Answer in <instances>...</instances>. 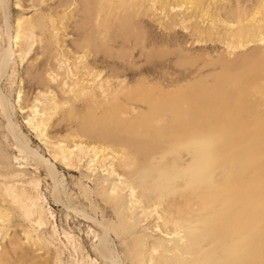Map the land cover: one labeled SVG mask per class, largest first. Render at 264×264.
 I'll return each mask as SVG.
<instances>
[{"label":"rangeland","instance_id":"374dc122","mask_svg":"<svg viewBox=\"0 0 264 264\" xmlns=\"http://www.w3.org/2000/svg\"><path fill=\"white\" fill-rule=\"evenodd\" d=\"M116 1L0 0V210L6 218L14 216L16 219L12 225L1 220L4 227L0 228V251L12 240L28 248L27 257L38 261L34 264L154 263L146 250L154 240L168 237L156 227L161 219L154 215L151 223L144 225L145 221H140L135 226L133 219L124 215L121 203L106 209L108 204L102 200L104 193L96 184L105 176L104 172L94 176L91 168L87 169L86 163L93 155L90 147L101 149L103 140L98 136L82 137L81 142L72 143L78 144L82 151L72 145L69 147L79 153L78 157L72 152L62 162L54 159L63 147L67 148V141L57 143L56 136L67 135L69 140V131L75 122L68 114L62 117L56 136L52 135L49 123L58 120L61 111L73 106L81 113L90 109L94 115L100 114L105 93L102 94L97 82L106 77L111 80L110 92L117 99L115 106L121 107L119 116L122 118L145 111L142 107L145 104L140 102L142 106L133 114L129 112L127 99L134 91L169 96L185 89L192 99H197L198 105L194 101V108L203 105L201 115L207 110L203 115L209 118H203L204 121L207 118L206 129L210 128L208 145L224 137L223 132L226 137L234 134L243 141L235 152L210 158L203 167L204 174L187 188L180 189L178 180H174L169 193H235L247 188L254 199L257 240H262L264 131L255 133V127H248L247 131L242 127L253 126V121H264V0H195L194 3L193 0H138L135 6L131 3L117 6ZM105 9L113 16L104 13ZM203 12L206 16H202ZM108 17L116 22L111 20L113 24ZM37 20L45 24L44 28ZM35 21L39 26L36 33L23 30L29 22ZM246 26L245 40L236 42L232 33ZM259 32L262 40H259ZM17 33H21L24 40L16 38ZM248 36L252 40L247 39ZM20 41L25 43V54L18 50ZM237 43L240 46L234 47ZM242 57H245L244 62H248V58L249 63H244ZM76 63L88 64L100 75L94 80L92 75L80 76L74 70ZM31 81L34 82L30 84ZM61 81L72 86L68 88L70 92L61 94L62 98L45 87ZM241 85H245V91ZM77 91L94 95L96 108L80 104ZM232 91L235 94L231 95ZM58 99L63 103L60 108L44 109L56 105ZM30 104L34 107L30 108ZM48 115L49 122L44 124ZM240 121L243 124H239ZM237 122L243 126L239 127ZM192 133L195 134H189ZM185 136L187 133L177 134L178 139ZM115 151L105 149L99 160L104 156L107 166L116 165L121 155ZM65 162L74 166H66ZM94 177L96 182H93ZM114 180L106 183L112 192H116V188L112 189ZM11 186L15 195H22L20 189H26L28 218L24 215V204L12 202L8 196ZM131 192L134 194V190L125 193L123 202L128 200L129 204ZM138 215H142L141 212ZM36 242L42 244L36 245ZM157 253L156 250L153 255Z\"/></svg>","mask_w":264,"mask_h":264},{"label":"bare ground","instance_id":"6f19581e","mask_svg":"<svg viewBox=\"0 0 264 264\" xmlns=\"http://www.w3.org/2000/svg\"><path fill=\"white\" fill-rule=\"evenodd\" d=\"M194 1L195 0H193V3ZM130 3L135 6L138 4V0L116 1L117 6ZM197 5L199 4L197 3ZM202 10L205 11L203 8ZM205 12L208 13L209 10ZM205 12H203V14L201 13L202 16H206L204 14ZM104 13L108 16H113L111 15L110 10L105 9ZM209 15L210 14H208V16ZM109 19L110 21L113 20L116 22V20L112 19V17ZM113 21L111 22L114 24ZM40 22L41 21H39V23ZM102 24L105 25L103 22ZM113 24L110 26H113ZM39 25H43L40 26L42 28L45 26L43 23H40ZM51 25L54 28V21L51 22ZM37 27L39 26L36 21L29 22L23 30L28 29L31 32H35ZM107 27H109V25ZM104 28L106 29V27ZM243 29L244 27L242 30L241 28L240 30H235V33H232V30H229L232 33V38L235 39L236 42L241 41L242 38L245 40V33H248L246 32L247 26L244 29L245 31ZM248 29H250V27ZM248 31L250 32L251 30ZM252 33L254 32L252 31ZM261 36L263 35L260 33L259 40H262L263 37ZM15 37L23 39L21 33H17ZM249 37L250 36H248L247 39ZM232 38H230V40ZM33 40L31 43H33ZM238 43L241 45L243 42ZM238 43L237 45H234V47L240 46ZM24 44V41L19 42L18 50L22 52V54H25L26 52ZM228 45L231 46V43H228ZM41 50L44 51L43 48ZM45 54L46 52L44 55ZM247 61L248 62L244 63H249L248 58ZM32 68H35L34 65ZM74 70L75 73L80 74V76L86 74L88 77L89 75H92V80H94L96 76L100 75V72H93V68L88 64H83V66H79L77 64L74 66ZM37 77L38 76L34 78ZM32 82L34 81H31L30 84ZM97 84L101 87L102 94L105 93V97L102 99L103 107H101L102 111L100 114L94 115L92 112L93 110L90 109H88L85 113H81L77 111L75 106H73V108L71 107L70 109L61 111L62 114L59 119L49 123L50 130L53 132L52 135L56 136L55 134L60 130L59 121L62 117H65L68 114L71 116L70 118L73 119V122H75L73 129L69 131V135L71 137L69 140L67 135L62 138L56 136L57 143L60 141H67V148L63 147L61 153L56 152L57 154L56 156L54 154V159L62 162L63 159L68 158L70 153L73 152L72 149H69L71 145L76 147V150L82 151L78 144H72L75 141L81 142L82 137L91 138L93 136H98L101 140H103L102 142L104 145L101 149L96 146L90 147V151L93 150V155L88 163H86L87 169L90 170L91 168L94 176L96 173L104 172L102 175L105 176L101 178L102 180L100 182H96V177L93 178V182H96V184L100 185L102 188V192L104 193L102 195V200L105 204H108L105 206L106 209L119 206L121 203L120 206L122 207L123 213L126 212L124 215L129 219H133L135 226H137V223L140 221H145L144 225L151 223V218L154 215L156 219H161L156 227L160 232L168 235V237L154 240L147 247L146 251H149V253L147 252V255L150 259L153 258V264H264V237L260 241L257 240L256 215L253 207L254 199L253 194L249 193L247 188L245 190L241 189L239 192L235 193H209L204 191L200 193H169L171 190L170 186L174 180H178L177 183L181 186L180 189L187 188L193 180L204 174L205 169H203V167L210 158H219L223 155V153L235 152V148L241 145L243 141L239 139L237 135L234 136V134L233 136L226 137L223 132L224 137L220 136L221 138L219 140L214 141L211 146L208 145L207 135L210 133V128L207 127L206 129L205 121L209 117L203 115V113L207 110H204V112L202 111L203 113L201 115L200 112L203 105L201 106V104H199V108H197V106V109L194 108L193 102L197 99H192L190 94H188L185 89H181L179 93L173 92L169 94V96H161L155 93L143 92L142 90L139 92L136 91V93L134 91L127 99V106L130 107L129 112L133 114L137 107L142 106L140 102L145 104L142 106L145 111L142 114H133V116L129 118H122L119 116L121 107L115 106L117 99H115L113 93L110 92L112 89L111 80L106 77L99 83L97 82ZM65 85H67L66 88L64 87ZM242 85L240 87H242ZM45 87L47 89L51 88L50 92L55 91L56 94H54L60 98H62L61 94L70 92L68 88H72L70 84H66V81H61L55 85L47 84ZM233 92L234 91L230 94L232 95ZM257 92L259 91L257 90ZM75 94L80 104H84L87 108L92 106L96 108L95 105L97 104L93 103V101H95L94 95L89 96L87 95V92L81 91H77ZM240 94H242V92H240ZM59 99L55 100L57 101L56 105H48L44 109L50 110L55 109L56 107L60 108L63 103L59 102ZM73 103L75 104V102ZM1 105L4 108V101L1 102ZM33 107L34 104H30V108ZM213 111L214 110H212V112ZM219 111L216 110V112ZM218 115L219 113H217L216 116ZM203 117H207L205 121ZM221 118L219 120H221ZM49 119L50 115L47 116L44 124L48 123ZM72 119H70V121H72ZM199 119H202L200 120V123ZM255 120L257 119L255 118ZM67 121L70 122L69 120ZM217 121L218 119L215 122ZM211 122L209 121L208 123ZM218 122L221 123L220 121ZM253 122V126L247 125V127H244L243 125L239 126V124H243L240 121L238 126H243L242 129L245 128L246 131L249 129L248 127H255V133L259 131L261 132V130L264 131V121ZM214 125L217 124L215 123ZM235 126L238 127L237 125ZM210 127H212V125ZM214 129H211L212 132ZM221 129L222 128H220V131L222 132L223 129ZM191 132H195V134H189ZM179 133H187V136L182 139H178L177 134ZM255 133L253 137L257 136ZM68 143L70 144L68 145ZM108 148L113 151L116 150L115 152H119L121 155L118 163L112 167H110V163L108 164L109 166L104 163L106 159L104 156L99 160L100 156L105 154H103L105 149L108 150ZM73 154L77 157L79 156L78 152H73ZM97 154H99V156L95 160L94 157ZM234 158L236 160L237 156H234ZM94 160L95 163L93 162ZM91 161L93 164H90ZM64 165L70 167L74 166V163L71 164L69 162H65ZM109 180H114V182L111 181L113 183L112 189L116 188V192L109 191V188L106 187V183H108ZM37 185L38 182L35 186ZM129 190H134V194L132 192L130 193V202L128 204V200L123 202V199L125 198V193ZM13 191L14 188L11 186V193L8 195L11 201L20 202L21 204H24L23 208H25L26 201L29 199V196L25 194L26 189H20V193H22V195H15L13 194ZM2 200L7 201L5 198H2ZM24 210V215L28 218L30 216V212L29 210H26V208ZM139 212H141L142 215H138ZM1 220L3 222L7 221L12 225L13 221L16 219L14 216L6 218L0 210V228H3L4 226L1 224ZM105 232L108 233L109 231L106 230ZM41 244V242H36V245ZM146 244L147 243H145V245ZM21 245L22 244L18 241L9 240L0 251V264H34V261L38 262L36 259L31 260L28 258V248H23ZM18 248H20V250ZM156 250L158 253L153 255V252ZM140 252H143L141 253L143 255L145 254L144 251Z\"/></svg>","mask_w":264,"mask_h":264}]
</instances>
